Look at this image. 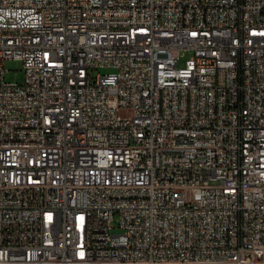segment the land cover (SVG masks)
<instances>
[{
    "label": "built area",
    "instance_id": "built-area-1",
    "mask_svg": "<svg viewBox=\"0 0 264 264\" xmlns=\"http://www.w3.org/2000/svg\"><path fill=\"white\" fill-rule=\"evenodd\" d=\"M0 264H264V0H0Z\"/></svg>",
    "mask_w": 264,
    "mask_h": 264
},
{
    "label": "rangeland",
    "instance_id": "rangeland-1",
    "mask_svg": "<svg viewBox=\"0 0 264 264\" xmlns=\"http://www.w3.org/2000/svg\"><path fill=\"white\" fill-rule=\"evenodd\" d=\"M192 53L189 51L182 52L181 59L179 61V67H184L186 61L191 57ZM5 69L7 72L5 73V79L8 82H17V83H23L25 80V70L22 61L17 59H8L5 61ZM110 69L103 68L100 69V73H108L110 72ZM95 74H98V72H95ZM211 185H218L219 181H210Z\"/></svg>",
    "mask_w": 264,
    "mask_h": 264
}]
</instances>
